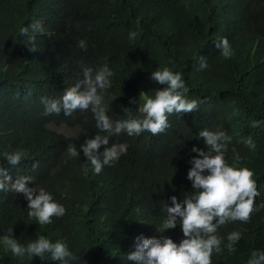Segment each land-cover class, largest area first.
Masks as SVG:
<instances>
[{
  "label": "trees",
  "instance_id": "trees-1",
  "mask_svg": "<svg viewBox=\"0 0 264 264\" xmlns=\"http://www.w3.org/2000/svg\"><path fill=\"white\" fill-rule=\"evenodd\" d=\"M222 38L233 52L228 59L216 47ZM105 64L113 75L103 104L113 121L142 118L140 94L154 97L163 88L151 74L164 68L182 75L185 98L198 107L170 114L160 134L111 136L109 146L127 150L96 174L80 151L99 132L94 114L45 115L41 98L60 100L83 79L84 67L95 72ZM202 130L224 131L228 165L254 173L257 210L248 223L218 227L223 251L211 258L247 264L253 251L264 252V0H0V168L13 182L31 177L28 187L43 188L66 210L40 225L28 216L22 194L0 191V264H134L127 257L139 236L179 244V221L164 229L166 206L173 196L183 204L196 191L187 174L199 158L192 149L207 151ZM248 137L254 151L243 142ZM69 146L80 154L69 157ZM17 150L26 156L10 166L4 154ZM234 231L241 239L229 252ZM11 235L25 247L41 236L61 241L78 260L17 257L3 242Z\"/></svg>",
  "mask_w": 264,
  "mask_h": 264
},
{
  "label": "clouds",
  "instance_id": "clouds-1",
  "mask_svg": "<svg viewBox=\"0 0 264 264\" xmlns=\"http://www.w3.org/2000/svg\"><path fill=\"white\" fill-rule=\"evenodd\" d=\"M27 33L28 29H21ZM136 33L129 34V39H135ZM86 50L85 41L78 45ZM221 55L228 59L233 55L227 38H222L216 45ZM201 70L208 67L202 59ZM113 75L107 64L95 72L90 67L83 68V79L64 91L60 100L41 98L45 107V115L57 114L63 111L65 116H71L76 110H91L99 130L93 138L87 139L81 145L86 160L89 161L96 174L101 173L105 166H111L119 160L127 146L110 145V137L126 132L128 136H138L147 131L153 135L164 132L168 127L170 114L192 113L198 107L196 101H189L185 94L189 91L180 73H173L168 68L152 72L151 79L160 85L155 95L140 94L142 104L140 119L113 121L107 115V108L103 104L104 94L111 87L110 77ZM135 104L136 100L130 101ZM260 122L254 121L252 127H258ZM99 133H106L102 135ZM199 138L205 142L207 151L193 148L199 158H193L190 163L187 179L192 182V189L196 190L190 197H186L183 204L178 203L175 196L171 198L172 207L166 206L167 218L164 229H175L178 225L182 229L183 239L179 244L170 238L156 239L139 236L135 241V251L127 259L134 264H212L214 253L221 254L222 239L216 235L218 227L229 221L248 223L251 214L257 210L255 199L259 195L254 173L247 167L236 168L226 162L227 141L229 137L224 131L202 130ZM249 150H255L256 144L251 137L243 141ZM103 146L104 150L99 151ZM75 146H69L66 154L77 157L80 154ZM235 151V150H234ZM10 166H17L26 153L17 150L4 154ZM236 159L240 157L237 154ZM35 167V166H34ZM31 177H19L14 182L7 170L0 168V191L22 194L28 201V216L35 218L40 225L52 223V217H63L65 208L53 200V197L43 188L28 187ZM264 208V204L260 205ZM13 229H9L12 233ZM241 239L239 232H232L227 236V250L234 252L235 245ZM4 244L17 257H39L42 261H77L78 258L69 251L67 245L61 241L55 243L41 236L35 241L22 246L11 236L3 238ZM247 264H264V252L253 251Z\"/></svg>",
  "mask_w": 264,
  "mask_h": 264
},
{
  "label": "rangeland",
  "instance_id": "rangeland-1",
  "mask_svg": "<svg viewBox=\"0 0 264 264\" xmlns=\"http://www.w3.org/2000/svg\"><path fill=\"white\" fill-rule=\"evenodd\" d=\"M59 131H64V132H66V134L69 132V130L64 128L63 126L59 128Z\"/></svg>",
  "mask_w": 264,
  "mask_h": 264
}]
</instances>
